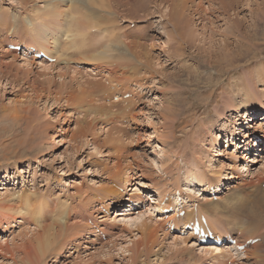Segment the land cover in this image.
Segmentation results:
<instances>
[{
  "label": "rangeland",
  "instance_id": "rangeland-1",
  "mask_svg": "<svg viewBox=\"0 0 264 264\" xmlns=\"http://www.w3.org/2000/svg\"><path fill=\"white\" fill-rule=\"evenodd\" d=\"M180 1L111 0L113 28L133 55L95 68L71 54L69 62L29 64L32 54L9 44L38 42L26 29L46 2L0 0V14L13 19L9 28L0 22V264H21L36 251L31 230L37 228L16 212L24 192L35 194L34 202L47 198L44 224L52 223L58 202L68 206L71 228L60 232L42 264H264V150L247 145L254 133L264 135V122L257 124L264 118V0H185L179 7ZM173 12H183L180 20ZM44 24L47 35L59 37L55 47L66 45L63 27ZM89 31L96 34L90 48L108 42L109 33ZM38 43L34 48L44 51ZM82 89L91 91V101ZM239 163L244 169L237 172ZM193 174L201 186L187 181ZM249 181L252 187H238ZM229 183L236 186L227 189ZM217 188L222 193L215 195ZM194 215L216 237L238 241L240 250L262 244L260 260L239 249L223 262L219 251L201 254L215 245L199 246L185 229ZM143 221L146 227L138 228ZM253 226L260 231L252 245L239 233ZM147 230L156 233L149 238ZM173 236L186 241L172 243Z\"/></svg>",
  "mask_w": 264,
  "mask_h": 264
},
{
  "label": "bare ground",
  "instance_id": "bare-ground-1",
  "mask_svg": "<svg viewBox=\"0 0 264 264\" xmlns=\"http://www.w3.org/2000/svg\"><path fill=\"white\" fill-rule=\"evenodd\" d=\"M117 2L119 0H116ZM45 5L42 7V9H40L39 13H35L33 14L34 16V21L33 23L36 21H38V25L40 24L41 26H39L40 28H36V27H31V24H33L32 22H30V24L28 25V28L26 29L27 30V33L30 32L31 34V38L32 40L34 41H38L41 43V45H43V49H44V53L47 57H51L53 58L54 57V61L56 62L57 59L59 60H65V62H69L68 60L70 59L71 56H69V54L71 55H75L76 56V59H81L82 61H90V62H96L94 65H95V68L96 67H99V64H105V62L109 63V65L112 66V62L115 61L116 59H119L120 61H122L123 59H126L125 56H129V54H131V56L133 55L132 51H131V47H129L128 44H126L125 42H123V40L121 39H118L119 37H122V34L118 32H115L116 28H113V24L114 21H112V19L110 18L111 15H113L112 12H109L108 9L110 8L111 6V0H45ZM86 5V8L87 10L85 11V8H83L84 10H82L83 12H80L79 9L82 7V5ZM79 5H81V7H78ZM134 5V4H133ZM179 7H184L185 6V0H182L180 1V3L178 4ZM199 5V4H198ZM137 6H140L137 5ZM137 6H134L135 8L133 9L134 11L137 8ZM177 6V5H176ZM79 8V9H78ZM197 8H200V6H197ZM205 11V10H204ZM1 12V11H0ZM2 13V12H1ZM40 13H41V17H40ZM102 13H104L102 15ZM174 13V12H173ZM183 12H176L173 14V18H178L179 19V16H182ZM197 13V12H196ZM43 14H47L49 15V18H47L46 22H42L40 19H42V15ZM199 18V16H198ZM12 19V18H11ZM10 19V20H11ZM8 21V19H6V17L4 18L3 15L0 14V22L2 23H5L6 22V26H8L7 28L13 26V24L11 23V21ZM13 20V19H12ZM29 20H30V17H29ZM53 20V21H52ZM180 20V19H179ZM183 20V19H182ZM28 21V20H27ZM51 25H54L55 29L58 31L59 29H61V27L64 28V32H65V39H63V41L66 40V45H64L63 47L61 48H57L55 46H57V42L55 41L56 39L59 40V37L58 35H56L55 33H51V34H54V35H47V32L44 31V27L43 26H46V24L44 23H51ZM0 23V24H1ZM28 23V22H27ZM183 23L185 24V26H188L187 22H184L183 20ZM190 23V22H189ZM182 24L181 23H178V25ZM26 26V25H25ZM177 26V24H176ZM102 29V32H106L107 34L109 33L110 36L108 37V42L107 43H103L101 44L99 48H96V47H91L90 48V44H89V41L96 36L95 33H91L89 30L90 29ZM51 36H53L51 38ZM43 38L44 41H49L51 40L53 43H54V47L53 48H50L45 42H41L40 39ZM112 39H115L114 42H118L116 45L115 44H112ZM19 41H21V38L18 40V43H16V45H19L21 47V49H25V54L28 53V50H31L32 48L35 47H38L39 48V43L37 42L36 44H31V45H22L21 43H19ZM26 41V40H25ZM128 42V41H127ZM134 41L131 40V43H133ZM27 44V43H26ZM112 45H114V47H116L117 49V52H116V55L114 56L112 52ZM95 46V45H94ZM119 46V47H117ZM20 49V50H21ZM35 49V48H34ZM128 50L130 51V53H128ZM7 54L9 55H15L13 54V52L11 51H6ZM24 53V52H23ZM58 54V55H57ZM135 54V53H134ZM56 55V57H55ZM27 56V54L25 55ZM14 57V56H13ZM29 57V56H28ZM67 57V58H65ZM114 57V58H113ZM130 57V56H129ZM134 57V56H133ZM209 58H213V56L211 55H208ZM31 60H29V64L30 62H34L33 58H29ZM41 59H44L43 57ZM133 59V58H132ZM223 59H226V57H223ZM239 59V58H238ZM41 61H45V60H41ZM112 61V62H111ZM221 62V61H220ZM218 62V63H220ZM28 63V62H27ZM46 63V62H45ZM217 63V64H218ZM127 64V63H125ZM125 64H121V65H125ZM45 65V64H43ZM49 65V64H48ZM116 65V64H114ZM113 65V66H114ZM118 65V64H117ZM129 65V64H127ZM46 67H49L46 65ZM115 67V66H114ZM117 67V66H116ZM102 68V67H100ZM104 69V68H103ZM221 69V68H220ZM209 76V75H208ZM112 77V76H111ZM210 77V76H209ZM109 80V79H108ZM121 80H119L120 82ZM139 82V80H138ZM137 82V83H138ZM205 84V83H204ZM139 86H141L140 83H138ZM96 88L98 86H95ZM115 88H116V85H115ZM84 89V88H83ZM81 90V94L80 96L81 97H89V101H91L90 99V94H91V91H88V90ZM100 89V88H99ZM109 89V88H108ZM108 89H105L104 90V93L106 96H108V94L106 93ZM97 90V89H96ZM98 91V90H97ZM99 92V91H98ZM113 92V91H112ZM111 93V91L109 92ZM114 93L116 92H113L111 93V95H113ZM115 95V94H114ZM110 96V95H109ZM108 96V97H109ZM253 97H255L256 99L258 98L257 96L255 95H251ZM115 97V96H114ZM118 97V96H117ZM113 98V97H112ZM122 99V98H121ZM245 113V112H244ZM114 121V120H113ZM248 121V120H247ZM264 122V118H262V116L258 117L257 118V124L258 125H261V123L259 122ZM247 124H249V122H247ZM247 134L244 135V137L246 136ZM255 136L258 137V134L257 133H254ZM260 137V136H259ZM263 138V137H262ZM237 139V138H236ZM264 139V138H263ZM263 142V141H262ZM248 144V149L250 147H253L255 146V144H258V147L257 150H264V147L262 148L261 147V143H256V140L254 141H248L247 142ZM251 143V144H250ZM247 148V147H246ZM245 157V155H244ZM233 166L230 165V163H228L226 165V168H232ZM237 167V172L239 171H243L244 169V165L243 163H239L236 165ZM22 170H20L21 172ZM264 172V171H263ZM194 174L191 176L194 178ZM233 177H236V179L239 178V176H236V175H233ZM262 180V179H260ZM264 180V179H263ZM187 181L189 183H192V184H195V183H198V185H202L201 182L197 179V178H194L193 180H188ZM231 183V181H230ZM230 183L225 186L227 189L231 188V187H235L236 185H232L230 186ZM252 182H248V183H243V185L241 184L238 185V187H252ZM217 186V184H215ZM214 186V187H216ZM191 187V186H190ZM236 187V188H238ZM4 188V187H2ZM6 188V187H5ZM188 188V187H187ZM193 188V187H192ZM235 188V189H236ZM189 189V188H188ZM233 189V188H232ZM191 191H193L192 189H190ZM220 188H217L216 191H213V193L215 195L217 194H220L222 193V191H219ZM234 190V189H233ZM238 190V189H237ZM244 190V189H243ZM257 190V189H256ZM239 191V190H238ZM237 191V192H238ZM194 192V191H193ZM198 192V191H197ZM234 192V191H233ZM243 192V191H242ZM26 192L22 193V194H19V196L17 198H20V200H22V204H24V206H22V208L16 210L17 213H25L28 217H31V221L30 223H32L37 229L36 230H31L34 235H35V250L36 251H33V253H31L29 256L26 255V257L22 258L21 259V264H42L45 260V255L47 254H51L55 247H57L59 244L57 241L58 237L60 234V232L62 231H65V230H68V228L70 227L68 224H67V220H66V216L69 215V211L67 210L68 206H67V203L65 201L63 202H58L59 203V206L57 209L55 210H51L50 209V213L52 214V223L50 224H44L43 222L45 220H48V217L50 216V214H48L47 212L49 211V206H48V200L46 197H39L37 198L38 199V202L36 200V202L33 201V199L35 200V194L33 197H31L30 194H25ZM240 193V192H239ZM244 193V192H243ZM1 195V194H0ZM233 195V193H232ZM235 195V194H234ZM247 196V195H246ZM220 195L215 197V199H220ZM10 198V197H9ZM233 198V197H231ZM235 200V199H234ZM247 201V200H246ZM20 202V201H19ZM18 202V203H19ZM240 202V201H239ZM28 203V206L26 207ZM57 203V205H58ZM140 204V203H139ZM210 204V203H209ZM32 205V209L29 211V207ZM2 206V205H0ZM205 206V205H204ZM203 206V207H204ZM233 206V205H232ZM211 207V206H210ZM235 207V206H234ZM222 208V207H221ZM220 208V209H221ZM17 209V208H16ZM236 209V208H235ZM70 210V209H69ZM178 208L176 207L175 211H177ZM217 210V209H216ZM223 210V209H222ZM229 210V209H228ZM248 210V209H247ZM246 210V211H247ZM249 210H251L249 208ZM256 209H254L255 211ZM182 211V210H180ZM241 211V210H240ZM133 213V212H132ZM144 213V212H143ZM177 214V212H176ZM188 215L190 213H187ZM249 214H253L254 216L256 217H259L258 215L254 214L252 211H249ZM120 215V214H119ZM14 216V215H13ZM11 217V218H15V217ZM10 217V216H9ZM179 217V216H178ZM187 217V216H185ZM69 218V217H68ZM123 218V217H122ZM177 218V216H176ZM29 219V220H30ZM133 219V218H132ZM186 219V218H185ZM260 219V218H259ZM258 220V222H260V220ZM137 220V219H136ZM159 220V219H157ZM179 221V219H177ZM239 220V219H238ZM133 221V220H132ZM255 221V219H254ZM262 221V220H261ZM168 222V221H167ZM256 222V223H258ZM145 222H141L139 225H138V228H141L143 226H145L146 224H144ZM155 223V222H154ZM158 223V221H157ZM87 224V223H86ZM85 224V225H86ZM258 224H261V223H258ZM256 224V225H258ZM69 227H68V226ZM79 228L80 227H83L82 224L79 225L76 224ZM150 225V224H149ZM148 225V226H149ZM152 225V224H151ZM193 225V223H192ZM191 225V226H192ZM75 225L73 224L72 227H74ZM260 226V225H259ZM263 226V225H262ZM261 226V227H262ZM146 227V226H145ZM150 227V226H149ZM39 228V230H38ZM71 228V227H70ZM238 229H241V228H238ZM260 227H254L253 228H248V227H245L244 228V231H241V233H239V236L242 237V239L244 238L245 241L248 239V240H251L254 238H252V235H256V231L259 230ZM70 230V229H69ZM76 230V229H75ZM242 230V229H241ZM35 231V232H34ZM72 231V230H71ZM148 231V230H147ZM260 231V230H259ZM192 232V231H190ZM147 233V232H146ZM145 233V234H146ZM156 233V230H149L148 231V237L149 236H152L153 234ZM66 234V233H65ZM193 234V232H192ZM33 235V236H34ZM194 237H195V241H196V244H198L199 246H205V245H208V243H205V242H198L197 241V236L195 234H193ZM228 235V234H227ZM22 236V235H21ZM177 236V235H176ZM225 236V235H223ZM257 236V235H256ZM261 236V235H260ZM184 237H187V236H184ZM216 237V236H215ZM251 237V239H250ZM150 238V237H149ZM149 238H146L148 241L150 240ZM180 239L181 237H175L173 236V241L172 243L176 242L177 239ZM188 238V237H187ZM220 238V237H218ZM5 239V238H4ZM237 239V238H236ZM243 239V240H244ZM34 240V239H33ZM227 240V239H225ZM247 240V241H248ZM60 241V240H59ZM186 240L184 238V240L180 239V243H184ZM33 242V241H32ZM56 242V245L54 244ZM238 242V241H237ZM235 241V244L234 245H230V246H227L221 250V248H217V244L215 243H211L209 244L208 246H211V245H215V247L212 248L210 247V249L212 250H206L205 247L203 248L204 250L201 251V254L204 253V255L206 253L211 252L210 254L212 255V252L214 250V252H218L219 251V257L216 258L218 259L217 262H220V261H224V258H227L225 257L226 255H228L229 257H231V254L232 252H236L238 249L240 250V247L242 246H239L240 244L237 243ZM250 242V241H249ZM227 243V242H226ZM251 243V242H250ZM244 244V243H243ZM254 243H252L253 245ZM194 245V244H192ZM261 245V246H260ZM191 246V245H190ZM262 244H254L252 246L253 248V251L252 252H249V248L247 249V251L245 252L244 250H240V252L242 251L243 253V256L245 257H249V254L250 255H254L255 258L257 259L258 257H260V248H262ZM182 247V246H180ZM192 247V246H191ZM60 248V247H59ZM146 248V247H145ZM251 248V247H250ZM184 249V248H183ZM264 249V247H263ZM58 250V249H57ZM252 249H250L251 251ZM56 251V250H55ZM184 252V251H183ZM234 252V253H235ZM262 252V250H261ZM209 254V253H208ZM209 254V255H210ZM214 255V254H213ZM216 256V255H215ZM236 256V253L235 255ZM228 257V258H229ZM214 258V257H213ZM227 258V259H228ZM226 259V260H227ZM191 260V259H190ZM226 260H225V263H226ZM258 260L260 259H257L256 262H258ZM192 261V260H191ZM231 261V260H230ZM194 262V261H193ZM260 262V261H259ZM20 263V262H19Z\"/></svg>",
  "mask_w": 264,
  "mask_h": 264
}]
</instances>
